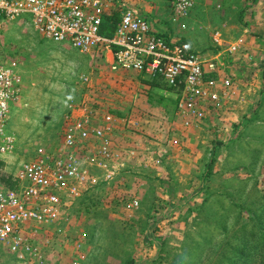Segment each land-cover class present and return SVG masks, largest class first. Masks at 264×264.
<instances>
[{"label": "rangeland", "instance_id": "1", "mask_svg": "<svg viewBox=\"0 0 264 264\" xmlns=\"http://www.w3.org/2000/svg\"><path fill=\"white\" fill-rule=\"evenodd\" d=\"M192 2L188 14L178 16L173 0H123L150 15L159 30L205 47L204 58L218 53L217 32L229 41L224 44L242 27L257 40V55L245 53L240 66L227 53L206 58L235 79L237 92L224 99L222 110L212 108L203 122L190 124L177 112L174 91L132 70H113L111 54H86L43 37L28 14L22 17L28 22L0 24V45L18 58L24 78L23 95L10 105L6 129L17 143L0 163L2 185L16 186L17 169L38 147L61 149L69 104L141 122L139 129L120 124L113 131L115 150L136 152L112 162L111 178L91 166L99 182L76 202L63 232L53 231L42 249L47 261L264 264V0ZM170 140L177 141L175 154L168 152ZM194 148L202 150L195 160ZM0 264H18L1 244Z\"/></svg>", "mask_w": 264, "mask_h": 264}, {"label": "built area", "instance_id": "2", "mask_svg": "<svg viewBox=\"0 0 264 264\" xmlns=\"http://www.w3.org/2000/svg\"><path fill=\"white\" fill-rule=\"evenodd\" d=\"M192 3L173 0L176 15L186 16ZM25 14L43 37L82 53L111 54L113 70H132L149 82L163 79L174 88L177 112L187 118L186 124L203 122L208 110H222L224 99L237 92V82L223 73L215 58L206 59L190 41L159 30L150 15L125 7L123 0H0V24L15 19L28 22L22 18ZM107 15L117 19L112 36L100 33ZM214 39L222 46L220 32ZM23 92L20 61L0 45V163L16 147L17 138L6 125L10 105ZM64 123L61 149L38 147L34 157L21 162L15 187L0 183V244L18 264H61L47 261L42 249L54 239L53 231L63 232L70 223L76 202L98 184L91 166L106 169L111 178L115 175L112 162L136 152L112 146V133L120 124L139 129L140 120L131 115L120 117L74 103L68 105ZM131 205L138 202L133 200Z\"/></svg>", "mask_w": 264, "mask_h": 264}, {"label": "crops", "instance_id": "3", "mask_svg": "<svg viewBox=\"0 0 264 264\" xmlns=\"http://www.w3.org/2000/svg\"><path fill=\"white\" fill-rule=\"evenodd\" d=\"M241 30V28H240ZM242 30L244 31L242 34L240 32V36L235 38L234 40H232L230 43L228 44H224V42H229V41H226L225 38L223 39L224 42H222V46L216 48L217 52L216 54H213L214 56H219L222 54V53H227L229 54V56L231 57L230 60L233 61V64L234 65H238L239 64V60L242 58V56L245 54V53H250L251 55L253 56H256L257 54H255L254 51H256L257 49H259V45L257 46V40H255L253 38V36L250 34V32H247L248 29H245L244 27H242ZM183 40H187V41H190L195 50L198 51L199 53H203L202 50L206 49L205 47H201L200 44H196V42L193 40V42L189 39H185V38H182ZM231 44V46H230ZM215 45V44H214ZM236 48L237 50H233L234 48ZM231 50V51H230ZM213 55H210L208 54L207 52V56H205L206 58H210L209 56H213ZM248 64L250 65V63L248 62ZM240 66V64H239ZM252 66V65H251ZM259 70V69H257ZM165 91V90H164ZM165 92H169V91H165ZM164 110H166V108H164ZM167 111V110H166ZM217 112V111H216ZM218 114L217 115H220L219 112H217ZM152 122V121H151ZM155 122V121H153ZM157 122H155L154 124H156ZM218 126H223V125H226L225 123H221V120H218ZM198 142H200V140H197ZM204 142V141H202ZM156 144V143H155ZM177 144V141H173V140H170L168 141V152L170 150H172L175 154V148H176V145ZM197 144V143H196ZM153 145V144H152ZM157 145V144H156ZM159 145V144H158ZM174 149V150H173ZM198 150V152H197ZM200 149H197V148H194L191 152H193V154H191L193 156V160L197 159V157H201V154H202V150ZM190 156V155H189ZM176 157V156H175Z\"/></svg>", "mask_w": 264, "mask_h": 264}, {"label": "trees", "instance_id": "4", "mask_svg": "<svg viewBox=\"0 0 264 264\" xmlns=\"http://www.w3.org/2000/svg\"><path fill=\"white\" fill-rule=\"evenodd\" d=\"M116 20L117 19H116L115 16H110V15L105 16L104 19H103V23H102V26H101L100 33L102 35H105V36H112L113 33H114V30H115ZM150 83L154 87H159V88L164 89V90L174 91L175 92L174 88L169 86L167 84V82H165L161 78H155L154 80H151ZM8 185L10 187H14V184L8 183ZM261 242L264 243V237H262V241ZM242 244H243V246H246L247 241H243Z\"/></svg>", "mask_w": 264, "mask_h": 264}]
</instances>
